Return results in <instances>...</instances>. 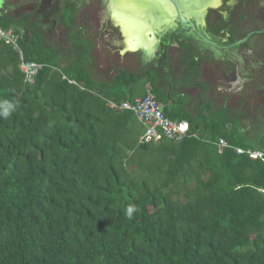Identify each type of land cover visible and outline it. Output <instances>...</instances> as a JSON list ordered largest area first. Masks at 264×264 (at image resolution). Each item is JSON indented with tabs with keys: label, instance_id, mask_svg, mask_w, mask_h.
<instances>
[{
	"label": "trees",
	"instance_id": "16d2710c",
	"mask_svg": "<svg viewBox=\"0 0 264 264\" xmlns=\"http://www.w3.org/2000/svg\"><path fill=\"white\" fill-rule=\"evenodd\" d=\"M73 43L65 62L25 29L22 59L42 65L33 82L0 44V264H264V155L235 149L264 154V134L166 110L193 136L140 143L135 114L110 103L145 96V82L161 102L154 80L96 82Z\"/></svg>",
	"mask_w": 264,
	"mask_h": 264
},
{
	"label": "rangeland",
	"instance_id": "374dc122",
	"mask_svg": "<svg viewBox=\"0 0 264 264\" xmlns=\"http://www.w3.org/2000/svg\"><path fill=\"white\" fill-rule=\"evenodd\" d=\"M8 1L11 2L12 0H8ZM69 1H70V5L69 2L63 3L62 1V3L65 4L66 6L63 7L62 5H60L62 7H59V5H57V7L55 8L51 7V5H46L45 7H41L34 0L29 1V4L23 2L22 0L14 1L15 3L12 5H10V3L7 2L6 6L7 7L11 6L9 9L13 11L12 13H15V9L12 10V7L15 6L16 8L17 16L12 17V19L15 20L14 23L15 25L12 26V29L18 30L21 35H23L25 29H28L30 31H35L40 35L43 41V45L47 50V52L51 54V52L55 51L56 54H58L56 57L58 58L59 56L60 59L65 62H70L69 59L74 60L77 56V52L72 46L74 39L76 40V44L78 45L79 49L86 51L89 50L88 57L92 64H94L95 62L96 53L98 54V50L100 47V49L104 50V52L108 51L107 53L109 54V57L107 59L108 61L107 64H109V68L112 67V65H114L117 68V66L119 65V59L117 57V50H118L117 45L120 46L122 44V41L120 40L121 32L119 33V31L113 27L114 25L110 21L111 13L106 4L107 3L106 0H69ZM205 1H210V0L201 1L199 7L204 6L201 7L202 9L206 7L209 8L208 6L212 7L213 5L215 6L221 3V1H216L214 3L209 4L208 2L205 3ZM0 2H1L0 5L3 7L5 5L4 4L5 1L0 0ZM104 4L106 7L104 6ZM101 6H103L104 8H101ZM207 8L203 11L202 17L204 18L208 14V12H205ZM210 9L214 10V8H209V10ZM216 17L217 15L214 12H212L207 15L206 19H208L209 23H211L214 22V19H216ZM236 20H238V17L230 18V21L229 20L226 21H228V24H232ZM66 24L71 26L72 29L69 28ZM217 24L219 27L221 26L219 22H217ZM161 27L164 28V26ZM168 30H171L169 32V33L172 32L171 35L169 33H165L166 31L165 29L164 31L156 32V36L158 38L157 41L159 42L153 45V50H151L152 52H154L158 44H159L158 47L160 46L162 47V44L165 46H170L172 42H176L175 44L177 46L183 47V49H185L184 53H186L187 52L186 50L189 48H197L200 49L201 51L208 50L209 48H214L213 46H210L204 41H201L193 31L190 35L183 36L181 33H179L180 30L179 24L178 26L174 25V27ZM72 31L73 33L70 34ZM121 31L125 33L123 27H121ZM96 32L98 33V37L96 36ZM201 32L204 34V36L207 35L211 38H214L216 36L213 35L212 32L210 33H206L205 31H201ZM249 32L250 30L248 28L247 29L242 28L239 34L234 35L233 37L234 42L231 44L234 43L237 44V46H234V48L246 47L252 50L255 56L257 55L259 57L260 55L261 57H263L264 56L263 46L260 45L259 43L264 42V34L261 39V37L257 36V34L253 35V33H249ZM69 34L73 42L71 41ZM248 34L249 36H247ZM103 38L105 39L102 40ZM87 40L89 41V43L87 42ZM141 40L142 43L144 42L145 44H142L139 48H137L136 51L130 50L128 51V53L135 55L136 53L145 52V49L149 47V44L146 43L147 41L146 39L144 40L141 39ZM108 48L116 52L114 54V57L113 54H111V51L108 50ZM157 49L159 50V48ZM79 54H80V50L78 55ZM147 54H150V52L146 53V55ZM249 60H255V58L252 55H250ZM126 63L128 62H124V64ZM88 65H90L89 62ZM153 65L157 69L161 67H166L168 65V62L166 58H164L163 60L157 58V60ZM248 66H250L249 62L247 66H244V68L249 74ZM245 74L246 72H244L243 74L241 72L242 77L245 76ZM250 74L251 75L249 77V80L253 79L252 82H249L253 86L251 88L252 92L250 94L251 96H253L252 103L251 101L245 100V98H243L244 102L242 101H239L238 103L233 102L231 104V111L227 113V117L237 119L239 126L246 133V135L257 137L264 134V90L262 88L259 91V93L257 92V90L260 89L257 86L258 81H264V72L260 74V73H256V71L254 70H251ZM154 76L156 77L157 74H155ZM166 78L167 76L164 77V80H166ZM199 78L193 81L195 82L194 83L195 85L198 84L197 90L201 92L202 91L201 87H203L202 83L204 81L200 80ZM170 79L171 80L168 83L170 85V88L172 87V89L178 91L177 86L180 85L179 82H181L183 77L176 78L174 76L173 78ZM164 80L162 81L161 84L156 83V86L159 88L160 91L165 88L163 87ZM238 82H240V80ZM194 98L196 99V96ZM203 98L204 97H202V99ZM241 103L243 104L240 106L239 104ZM199 104L200 102L197 103L196 105L193 103L194 106H197ZM222 105L223 104H221V101L220 103H216L215 106L213 105V108L211 110L213 112H209V115H207V117L205 118H207L209 122H217V120L219 121L224 120V118H226V112L224 111H227V107ZM199 115H202V113L200 112ZM240 115H242L241 118ZM141 154L142 153L140 152L138 155Z\"/></svg>",
	"mask_w": 264,
	"mask_h": 264
},
{
	"label": "crops",
	"instance_id": "0c3cea01",
	"mask_svg": "<svg viewBox=\"0 0 264 264\" xmlns=\"http://www.w3.org/2000/svg\"><path fill=\"white\" fill-rule=\"evenodd\" d=\"M10 7H7L6 4L3 7L0 5V18L8 20L9 18L17 16L15 6L12 7V10L15 9V13H12L13 11L9 9ZM215 7L216 6H214V8ZM207 10L205 12H207ZM201 22L203 25L200 27L201 29L203 28V31L206 33L212 32L213 35H216L214 38L205 35L206 37L223 46L230 45L234 42L233 37L235 34L232 35L230 33H223L221 30H219L220 33H222L220 34L215 30H209V23H206L204 19H202ZM67 26L71 28V26ZM113 27L116 28L120 33L119 28L115 26ZM72 33L73 31L70 34ZM96 36L98 37L97 32ZM120 36L122 44L120 46L117 45V57L119 59V65L117 68L114 65L109 68V64H107V59L109 57V54L107 53L108 51L104 52V50L100 49V47L98 54L96 53L94 64L91 63L88 54L85 57V60L89 61L90 63V65L86 64L85 71L96 82L110 83L113 81L114 76L122 70L143 75L144 79L151 78L154 80L155 85L156 83L161 84L164 80V77L167 76L163 83V87L165 88L161 91L159 90L160 96L162 97L161 102L163 101L162 103L165 104L166 110L174 113L178 119L186 118L188 116L198 117L200 112L202 113L201 116L205 118L207 115H209V112H213L211 111L213 105L215 106L216 103H220L221 101V104H223L222 106L227 107V111H224L226 112V118H224V120H230L233 118L227 117V113L231 111V104L233 102L238 103L239 101L244 102V94L242 90L245 91V85L242 83V81H238L239 78H243L241 76V72L244 66H247L248 62L251 63L249 56L254 54L252 50L248 49L244 51L243 47L233 48L229 51L218 50L216 48H212V51H208L209 49L201 51L197 48H189L186 50L187 52L184 53L185 49H183V47L177 46L175 44L176 42H174L172 47H168L165 50L158 47V44V46L155 48L157 51L154 50L153 53L146 55V53L149 52H142L132 55L127 52V49H125L126 47L124 38L121 33ZM70 39L72 41L71 36ZM104 39L105 38L102 40ZM87 42L89 43L88 40ZM72 46L74 47V43H72ZM157 48H159V50ZM108 50L111 51V54H113L114 57L116 52L110 50L109 48ZM157 58L162 60L166 58L168 65L166 67L156 69L153 64ZM69 61L71 62L72 60L69 59ZM124 62L128 63L124 64ZM155 74H157L156 77L154 76ZM174 76L176 78L183 77L181 82H179L180 85L177 86L178 91H175L172 89V87L170 88V85L168 84L171 80L170 78H173ZM198 78L204 81L202 83L203 87H201V92L197 90L198 84L195 85V82L193 81L197 80ZM147 85L151 84L149 82L140 84L138 87L139 93H146ZM195 96L196 99L194 98ZM202 97L204 98L202 99ZM199 102V105H193V103L196 105ZM242 104L243 103L239 105L241 106ZM241 117L242 115H240V118ZM241 132L244 131L241 129Z\"/></svg>",
	"mask_w": 264,
	"mask_h": 264
},
{
	"label": "water",
	"instance_id": "95a60500",
	"mask_svg": "<svg viewBox=\"0 0 264 264\" xmlns=\"http://www.w3.org/2000/svg\"><path fill=\"white\" fill-rule=\"evenodd\" d=\"M201 1L138 0L137 3L117 6L116 0H106V4L111 13V23L119 28L125 39L124 43L127 52L130 50H137L142 44H145L144 42L142 43L141 39H146V43L149 44V47L145 49V52L153 53L151 51L153 50V45L159 42L157 41L156 32H161L165 29V33H167L168 28H172L174 25L177 26L178 24L181 30L184 31L185 27H188L201 41H204L218 50L229 51L233 49L234 46H237L236 43L226 46L220 45L216 41L204 36L199 30V28L201 29L200 26L203 25L201 22L203 11L207 8L202 9L201 7L204 6L199 7ZM206 2L208 1H205V3ZM208 3L211 4L214 2L211 0ZM208 7L213 8L214 5ZM161 26H164V28ZM121 27L124 28L126 34L121 31ZM244 70L245 68L242 69V72ZM243 80L242 78V83H244Z\"/></svg>",
	"mask_w": 264,
	"mask_h": 264
},
{
	"label": "built area",
	"instance_id": "2783aa9c",
	"mask_svg": "<svg viewBox=\"0 0 264 264\" xmlns=\"http://www.w3.org/2000/svg\"><path fill=\"white\" fill-rule=\"evenodd\" d=\"M21 35L14 29H6L0 24V44L7 45L12 50L20 54L22 61L23 52L20 46ZM42 65L34 62L23 61L22 71L25 73L26 80L33 82ZM110 107L117 111H131L135 114L138 121L143 125L144 131L139 137L140 143H158L162 140H169L174 143L183 142L192 137L189 123L185 120L171 119L166 114L165 104L160 102L153 94L151 85H147V93L143 97L136 98L133 102H122L120 105L110 103ZM220 150L228 147L225 140H220L218 144ZM238 154L247 153L253 158H260L264 154L253 150L236 148Z\"/></svg>",
	"mask_w": 264,
	"mask_h": 264
},
{
	"label": "flooded vegetation",
	"instance_id": "af4514ba",
	"mask_svg": "<svg viewBox=\"0 0 264 264\" xmlns=\"http://www.w3.org/2000/svg\"><path fill=\"white\" fill-rule=\"evenodd\" d=\"M5 4L7 2H9L8 0H4ZM16 0H12L11 2H9L10 4H14ZM18 1V0H17ZM25 3L29 4V1H33V0H22ZM36 1L41 7H45L46 5H51V7H57V5H59V7H64L66 6L65 4H63L64 2H69L70 5V1L69 0H34ZM63 1V3H62ZM201 1V0H200ZM211 1V0H210ZM208 1V2H210ZM216 1H221L220 4L215 5L216 7L214 8V10H207L208 14L214 12L217 17L216 19H214V22L209 23V20L206 19L207 15L205 16V18L203 17L202 19H204L206 21V23H209V30H215L216 32H219V30H221L223 33H230L232 35H236L239 34L241 32L242 28L245 29H249L250 32L249 33H253V35L257 34V36L261 37L264 34V0H213V2ZM62 5V6H60ZM48 8V7H46ZM101 8H104L103 6H101ZM238 15V16H237ZM238 20H236L234 23L232 24H228V21H230V18H237ZM217 22L220 23V28L217 24ZM178 26V25H177ZM217 29H216V27ZM208 27V24H207ZM253 27V28H251ZM118 28V27H117ZM170 29V28H168ZM167 29V33H169L171 30ZM200 31H203V28L200 29ZM172 33V32H171ZM171 33H169L171 35ZM179 33H181L183 36L184 35H190L192 33V30L189 29L188 27H185L184 31L179 30ZM208 33V32H207ZM214 33V32H213ZM168 34V35H169ZM215 34V33H214ZM222 34V33H220ZM249 36V34L247 35ZM245 36V37H247ZM189 37V36H186ZM244 37V38H245ZM243 39V37H242ZM261 41V40H260ZM174 44V42H172V44L170 46H165L162 44V47L160 46L161 49H167L168 47H172V45ZM260 45L263 46V50H264V42L259 43ZM212 48H209V50H211ZM244 51L248 50V48H243ZM255 60H251L250 62V66H248V70H249V74L246 71V69L243 71L246 72L245 76H243L244 78V90L243 94H244V98L248 101L253 100V96H251V92H252V85L249 82H252L253 79L249 80L250 77V73L251 70L256 71V73H260L262 74L264 72V56L261 57L259 55V57L255 54L252 55ZM242 73V74H243ZM261 78V77H260ZM242 79V78H241ZM241 79L239 78V80L241 81ZM258 89L257 92L259 93V91L263 88L264 90V81H258Z\"/></svg>",
	"mask_w": 264,
	"mask_h": 264
},
{
	"label": "snow or ice",
	"instance_id": "6c2138e0",
	"mask_svg": "<svg viewBox=\"0 0 264 264\" xmlns=\"http://www.w3.org/2000/svg\"><path fill=\"white\" fill-rule=\"evenodd\" d=\"M138 0H116L117 6H124L128 4L137 3Z\"/></svg>",
	"mask_w": 264,
	"mask_h": 264
},
{
	"label": "clouds",
	"instance_id": "9594fccd",
	"mask_svg": "<svg viewBox=\"0 0 264 264\" xmlns=\"http://www.w3.org/2000/svg\"><path fill=\"white\" fill-rule=\"evenodd\" d=\"M16 31V30H15ZM21 35V34H20ZM21 37H22V35H21ZM20 55V54H19ZM22 61H23V59H22ZM38 64V63H37ZM41 65V64H40ZM22 70V69H21ZM23 72V71H22ZM24 73V72H23ZM25 74V73H24ZM26 77V76H25ZM29 82V81H28ZM5 115H7V113H5ZM186 121V120H185ZM236 149V148H235ZM249 150V149H248ZM251 150V149H250ZM257 152H260V151H257ZM262 153V152H261ZM247 154V153H246ZM250 156V155H249ZM259 158V157H258ZM129 213H131V211H132V209L131 208H129Z\"/></svg>",
	"mask_w": 264,
	"mask_h": 264
}]
</instances>
